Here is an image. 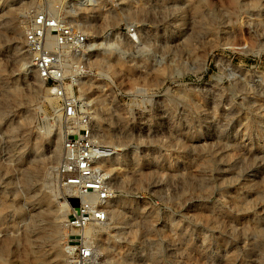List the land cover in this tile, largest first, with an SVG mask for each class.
<instances>
[{
    "label": "rangeland",
    "instance_id": "374dc122",
    "mask_svg": "<svg viewBox=\"0 0 264 264\" xmlns=\"http://www.w3.org/2000/svg\"><path fill=\"white\" fill-rule=\"evenodd\" d=\"M40 12L91 46L77 116L115 152L102 224L21 58ZM83 248L93 264H264V0H0V264H79Z\"/></svg>",
    "mask_w": 264,
    "mask_h": 264
},
{
    "label": "built area",
    "instance_id": "2783aa9c",
    "mask_svg": "<svg viewBox=\"0 0 264 264\" xmlns=\"http://www.w3.org/2000/svg\"><path fill=\"white\" fill-rule=\"evenodd\" d=\"M95 0H67L72 6L89 5ZM133 32V30H131ZM25 49L31 68L39 80L46 84L69 123L64 135L67 177H72L85 197V209H94L91 222L104 223L110 197L108 172L104 164L114 150L92 145L89 122L78 118L80 108L78 89L83 76L84 57L90 50L86 34L76 25L67 24L54 13L40 12L27 23ZM82 129L83 139L75 130ZM79 264H93L94 255L88 248L78 253Z\"/></svg>",
    "mask_w": 264,
    "mask_h": 264
},
{
    "label": "bare ground",
    "instance_id": "6f19581e",
    "mask_svg": "<svg viewBox=\"0 0 264 264\" xmlns=\"http://www.w3.org/2000/svg\"><path fill=\"white\" fill-rule=\"evenodd\" d=\"M117 20H118V18H116V17L113 16L112 18H110L109 20H107L106 23L113 24L114 22H117ZM136 35H137L136 33L130 34V36H129L130 42H132L133 40H137L138 39ZM20 36H21V31H19V30H13L11 39L14 41L15 44H20L21 43ZM26 57H28V53H27V51H24V53H22V55H21V58H22V60H25L24 58H26ZM115 61H118V58H116ZM117 63L120 64V61H118ZM32 73H33V70H32ZM31 79L33 80V78H31ZM13 97L15 99H17L18 98V93L15 92L13 94ZM56 160H57V154H55L54 156H52L51 164H53L54 162H56Z\"/></svg>",
    "mask_w": 264,
    "mask_h": 264
}]
</instances>
